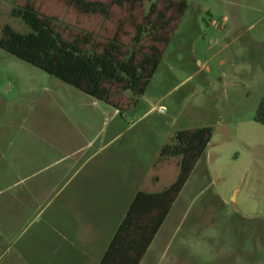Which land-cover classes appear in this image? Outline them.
I'll list each match as a JSON object with an SVG mask.
<instances>
[{
    "label": "rangeland",
    "instance_id": "rangeland-1",
    "mask_svg": "<svg viewBox=\"0 0 264 264\" xmlns=\"http://www.w3.org/2000/svg\"><path fill=\"white\" fill-rule=\"evenodd\" d=\"M27 1L55 18L66 39L84 30L105 42L119 33L125 45L150 6L113 4L106 19L67 0H0V29L29 31L12 15ZM185 1L145 93L123 92L119 108L0 48V264L40 228L32 219L56 196L67 154L115 137L108 151L126 155L122 168L131 162L129 191L162 189L175 181L180 157L160 160L161 146L176 131L201 127L212 129L211 140L146 264H264V122L256 119L264 98V0ZM26 191L28 204H4Z\"/></svg>",
    "mask_w": 264,
    "mask_h": 264
},
{
    "label": "trees",
    "instance_id": "trees-1",
    "mask_svg": "<svg viewBox=\"0 0 264 264\" xmlns=\"http://www.w3.org/2000/svg\"><path fill=\"white\" fill-rule=\"evenodd\" d=\"M83 13L109 18L113 4L150 3L140 22H134L135 33L125 45L119 33L105 42L95 34L81 30L66 39L53 17L41 15L27 1L12 9L29 31L20 32L10 24L0 29V48L9 54L55 76L90 96L119 108L122 93L143 95L160 65L163 48L169 42L176 21L187 9L185 0H67ZM168 12L173 14L168 15ZM151 43L144 45L145 36ZM256 119L264 122V98ZM212 137L210 127L176 131L160 150L159 159L180 157L179 172L173 183L160 192L139 191L115 232L99 264H140L173 203L184 188L195 166L206 152Z\"/></svg>",
    "mask_w": 264,
    "mask_h": 264
},
{
    "label": "crops",
    "instance_id": "crops-1",
    "mask_svg": "<svg viewBox=\"0 0 264 264\" xmlns=\"http://www.w3.org/2000/svg\"><path fill=\"white\" fill-rule=\"evenodd\" d=\"M261 74L264 75L263 70ZM114 138L96 149H93L96 142L93 139L87 144L88 149L66 155L67 164L56 172V196L46 201L40 216L32 219H40V228L26 235L15 258L11 256L7 264H99L136 194L139 191L160 192L171 184L162 189L152 186L147 190L135 185L129 191L131 182L127 167L131 162L125 159L122 168L121 162L126 155L120 150L108 151ZM29 165L31 161L25 163L28 168ZM149 180L155 183L159 177L153 176ZM44 185L36 188L44 190L46 182ZM30 194L33 195L31 191ZM27 195V191L24 197L17 193L4 204L23 206L31 200ZM173 205L140 264L151 261L155 243L157 245Z\"/></svg>",
    "mask_w": 264,
    "mask_h": 264
}]
</instances>
